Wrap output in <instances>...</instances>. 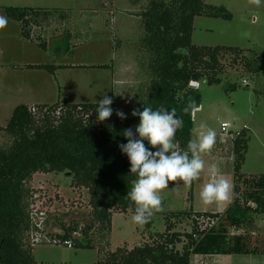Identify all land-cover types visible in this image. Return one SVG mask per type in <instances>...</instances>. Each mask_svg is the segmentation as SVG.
I'll list each match as a JSON object with an SVG mask.
<instances>
[{
  "label": "trees",
  "instance_id": "trees-1",
  "mask_svg": "<svg viewBox=\"0 0 264 264\" xmlns=\"http://www.w3.org/2000/svg\"><path fill=\"white\" fill-rule=\"evenodd\" d=\"M4 11L19 23L21 38L46 49L45 41L42 36L36 38L35 30L41 28V19L50 16L49 11L11 6L4 7ZM196 16L232 18L223 6L208 5L205 0L148 1L140 13L143 33L137 41L144 53L140 74L145 85L138 88V103L127 105L124 110L126 119L116 117L114 102L112 116L103 122L96 118L97 103L63 100L37 105L35 111L26 104L12 110L6 125L0 127L6 139L0 144V264H35L30 241L34 229L33 196L27 186L33 174L64 173L72 177L74 184L88 190L91 222L79 229L77 225H62L63 232L53 236L62 242L70 240L75 248L95 249L90 232L96 225L108 235L113 211H134L127 192L136 175L130 173L129 160L118 147L127 142L123 130H134L139 123L138 117L131 115L133 109L142 110L143 105L175 108L184 121L176 133L178 146L183 149L192 139L193 111L202 101L200 92L191 88L190 82L204 80L209 85L224 84L226 90H235V84L222 79L227 62L241 65L246 75H258L261 60L253 51L192 44ZM23 68L54 74L68 67L28 64ZM248 140V131L242 129L232 141V201L223 212H196L189 207L167 213L164 232L156 233L150 243L131 249L122 246L114 251L97 249L99 260L94 264H190L191 256L196 254H264V241L253 244L244 231L257 215H264V174L241 173ZM191 215L194 219L190 232L174 230L173 218ZM231 228L238 233H232ZM79 236L84 241H79ZM179 244L183 245L181 250L176 247Z\"/></svg>",
  "mask_w": 264,
  "mask_h": 264
},
{
  "label": "rangeland",
  "instance_id": "rangeland-1",
  "mask_svg": "<svg viewBox=\"0 0 264 264\" xmlns=\"http://www.w3.org/2000/svg\"><path fill=\"white\" fill-rule=\"evenodd\" d=\"M148 1L0 0V16L8 20L6 27L0 29V127L6 125L12 110L19 104H26L35 111V107L43 103L63 100L97 103L103 95H108L113 98L116 114L138 103V88H144L145 82L140 74L144 53L137 41L143 33L140 13ZM205 3L223 6L232 18L196 16L192 44L253 51L261 60V71L252 77L245 74L241 65L224 63L222 79L236 85L233 91L226 90L224 84L209 85L204 80L191 82L190 87L197 89L202 98L200 106L193 111L192 141L196 140L202 122L215 129L217 140L223 122L230 124L226 133L231 136L246 129L249 140L241 173L264 174V3L258 4L256 0H205ZM10 6L49 11L50 16L41 19V28L35 30L36 38L42 36L45 41V50L20 37L19 23L8 18L4 11V7ZM28 64L68 68L50 74L44 70L24 69ZM98 65L108 68L96 67ZM36 83L41 86H35ZM5 140L0 131V144ZM229 143L231 145V139ZM226 156L231 157V153ZM74 183L72 177L64 173H35L28 182L33 196L31 209L38 215L43 213L45 235L62 233V225H77L79 229L91 222L88 190ZM194 188V183L185 187L181 181L162 190V210L145 225L135 224L133 213L129 211H113L108 235L100 231L98 225L90 232L95 249L35 244L32 247L35 264H94L99 260L97 249L114 251L122 246L131 249L150 243L156 233L164 232L165 214L186 211L190 207L186 198L192 195ZM193 219L192 215L173 218L174 230L190 232ZM230 231L238 233L232 228ZM244 231L253 244L263 243L264 215H257ZM78 240L84 241V238L79 236ZM182 246L176 247L181 250Z\"/></svg>",
  "mask_w": 264,
  "mask_h": 264
},
{
  "label": "clouds",
  "instance_id": "clouds-1",
  "mask_svg": "<svg viewBox=\"0 0 264 264\" xmlns=\"http://www.w3.org/2000/svg\"><path fill=\"white\" fill-rule=\"evenodd\" d=\"M256 3H264V0H256ZM7 23V18L0 16V29L5 28ZM112 103L113 98L108 95H103L97 101L98 121H106L112 116ZM116 115L121 120L127 118L123 111H117ZM131 115L138 117L139 123L134 126V130L132 127L123 130L122 135L127 142L118 147L129 160L130 173L136 175L131 190L127 192V198L134 206L132 221L137 225H145L156 212L162 210L161 192L170 186L169 182L182 181L188 187L199 179L206 167L202 155L211 153L217 133L202 122L196 140H190L187 147L182 149L176 141V133L183 127L184 121L177 115L175 108L154 109L150 105H143L142 110L133 109ZM207 167L211 179L199 193L201 203L205 206L227 200L232 194V186L223 177L218 165L212 163Z\"/></svg>",
  "mask_w": 264,
  "mask_h": 264
},
{
  "label": "crops",
  "instance_id": "crops-1",
  "mask_svg": "<svg viewBox=\"0 0 264 264\" xmlns=\"http://www.w3.org/2000/svg\"><path fill=\"white\" fill-rule=\"evenodd\" d=\"M55 74V72H54ZM35 86H41L35 84ZM35 103V102H34ZM224 123V122H223ZM192 141V139H191ZM231 153V157L226 156ZM202 158L206 162L205 170L202 171L198 180L194 181L195 188L192 190V195L187 196V202H190V207L193 211L200 212H223L232 201V194L227 200L217 201L211 205H203L200 200V190L202 186L209 182L211 176L208 171V165L216 163L219 167L223 177L226 178L231 186L233 183V156L232 146L229 142L226 144L217 143L215 148L211 150L210 154L202 155ZM222 170V171H221ZM190 264H264V254H216V255H192Z\"/></svg>",
  "mask_w": 264,
  "mask_h": 264
},
{
  "label": "built area",
  "instance_id": "built-area-1",
  "mask_svg": "<svg viewBox=\"0 0 264 264\" xmlns=\"http://www.w3.org/2000/svg\"><path fill=\"white\" fill-rule=\"evenodd\" d=\"M243 84H246L245 80H243ZM229 127H230L229 123H226V122L221 123L220 125L221 134H220L219 140H216V143L213 148H215L217 143L226 144L227 142H230V139H231V146H232V141L237 132L235 133L234 136L227 134L226 132L228 131ZM31 216H32L33 224H34V229L30 234V241H31L32 246H34L35 244H53V245L61 244L69 248L73 247V244L70 240H64L62 242L60 239L56 238L55 236H48L44 234L43 213H40L38 215L37 211L33 212L32 210Z\"/></svg>",
  "mask_w": 264,
  "mask_h": 264
}]
</instances>
